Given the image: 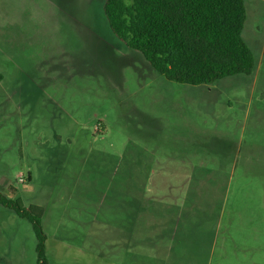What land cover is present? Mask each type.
I'll use <instances>...</instances> for the list:
<instances>
[{"label":"rangeland","instance_id":"374dc122","mask_svg":"<svg viewBox=\"0 0 264 264\" xmlns=\"http://www.w3.org/2000/svg\"><path fill=\"white\" fill-rule=\"evenodd\" d=\"M104 6L0 0V191L43 207L49 264H135L132 247L149 252L163 237L195 249L201 229L185 217L211 213L212 264H264V0H246L253 73L197 86L165 79L126 47ZM147 152L155 171L181 166L190 183L208 174L213 187L180 204L175 230L155 222L163 205L150 202L131 242L115 185ZM36 244L31 223L0 204V264H36Z\"/></svg>","mask_w":264,"mask_h":264},{"label":"trees","instance_id":"16d2710c","mask_svg":"<svg viewBox=\"0 0 264 264\" xmlns=\"http://www.w3.org/2000/svg\"><path fill=\"white\" fill-rule=\"evenodd\" d=\"M104 12L113 34L169 81L207 85L255 69L243 36L246 0H105ZM0 204L31 223L36 264H49L43 207L1 191Z\"/></svg>","mask_w":264,"mask_h":264},{"label":"crops","instance_id":"0c3cea01","mask_svg":"<svg viewBox=\"0 0 264 264\" xmlns=\"http://www.w3.org/2000/svg\"><path fill=\"white\" fill-rule=\"evenodd\" d=\"M155 163V156L148 152L145 153L129 167V170L126 169L121 172V179L129 181H123L115 185V191L117 192L115 196H117L118 201L122 200L125 204H128L123 213L122 211L118 213L117 222L120 226L119 229L127 234V240L131 242H134L137 238L140 225L146 222L142 212L148 210L150 202L163 205L161 206L163 215L161 218H156L155 222L162 221V229L167 226L171 230L172 225L175 226L173 229L175 230L177 224L179 229L182 219V216H180V204L188 199L197 200V198H200L201 196H197L195 192L201 191L203 187H207L203 189L204 191L209 190L208 193L213 187L212 183L203 184L213 181H209V177H203L208 174L199 175L202 177L198 181L203 182L202 184H193L190 183V178H186L187 171L182 170L184 167L170 168L163 162L162 166L155 171ZM212 193L213 191H211L210 199H212ZM174 211L175 213L172 217L171 212ZM211 217L212 213L205 217H189V215L185 217L186 220L196 226H200L199 228L201 229L200 233L197 234L195 249L174 250L175 246L172 248L165 245V238L163 237L161 238L162 244L156 248H154V244L149 252L148 250L144 252L141 249L132 247V261L135 264H186L185 258L191 257L189 264H212V255L218 240L217 224L219 223H216L215 232H212V228L208 224V219ZM123 232L120 234L124 236ZM169 235L171 236V232ZM124 238L126 239V236ZM175 238V234H172V240ZM125 251H127V248ZM190 251L193 254H189Z\"/></svg>","mask_w":264,"mask_h":264},{"label":"built area","instance_id":"2783aa9c","mask_svg":"<svg viewBox=\"0 0 264 264\" xmlns=\"http://www.w3.org/2000/svg\"><path fill=\"white\" fill-rule=\"evenodd\" d=\"M22 182L25 184V182H26V179L22 178Z\"/></svg>","mask_w":264,"mask_h":264}]
</instances>
